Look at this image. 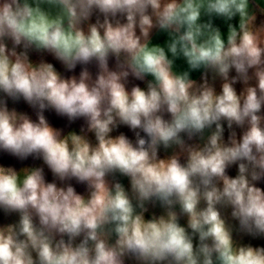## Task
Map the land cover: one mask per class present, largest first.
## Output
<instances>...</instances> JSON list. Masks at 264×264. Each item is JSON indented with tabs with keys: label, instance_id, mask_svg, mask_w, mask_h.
I'll list each match as a JSON object with an SVG mask.
<instances>
[{
	"label": "clouds",
	"instance_id": "1",
	"mask_svg": "<svg viewBox=\"0 0 264 264\" xmlns=\"http://www.w3.org/2000/svg\"><path fill=\"white\" fill-rule=\"evenodd\" d=\"M0 157V264H264V0H0Z\"/></svg>",
	"mask_w": 264,
	"mask_h": 264
},
{
	"label": "crops",
	"instance_id": "2",
	"mask_svg": "<svg viewBox=\"0 0 264 264\" xmlns=\"http://www.w3.org/2000/svg\"><path fill=\"white\" fill-rule=\"evenodd\" d=\"M48 59H51V57H49ZM21 107H24L23 105H21ZM50 119L52 120V122L58 126H64L66 124V121L56 118L54 115L50 114ZM70 127H76V125H71ZM0 162L4 163V164H18V162L14 159L11 158H7V157H0ZM26 163H32V161H28ZM49 178L51 179V177L49 176ZM123 182L125 183V185L127 186L128 181L126 178L123 179ZM77 190L83 192L84 189L82 186H77ZM152 211H156L159 212L161 211L158 207L155 209H152Z\"/></svg>",
	"mask_w": 264,
	"mask_h": 264
},
{
	"label": "rangeland",
	"instance_id": "3",
	"mask_svg": "<svg viewBox=\"0 0 264 264\" xmlns=\"http://www.w3.org/2000/svg\"><path fill=\"white\" fill-rule=\"evenodd\" d=\"M256 243H259V241H257Z\"/></svg>",
	"mask_w": 264,
	"mask_h": 264
}]
</instances>
